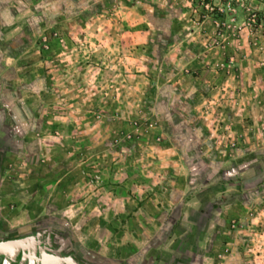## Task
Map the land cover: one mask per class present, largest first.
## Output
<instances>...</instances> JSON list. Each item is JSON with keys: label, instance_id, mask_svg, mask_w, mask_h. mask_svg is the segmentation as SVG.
<instances>
[{"label": "rangeland", "instance_id": "1", "mask_svg": "<svg viewBox=\"0 0 264 264\" xmlns=\"http://www.w3.org/2000/svg\"><path fill=\"white\" fill-rule=\"evenodd\" d=\"M0 226L264 264V0H0Z\"/></svg>", "mask_w": 264, "mask_h": 264}, {"label": "flooded vegetation", "instance_id": "2", "mask_svg": "<svg viewBox=\"0 0 264 264\" xmlns=\"http://www.w3.org/2000/svg\"><path fill=\"white\" fill-rule=\"evenodd\" d=\"M20 240L11 247L7 244ZM0 264H83L65 239L43 226L7 233L0 226Z\"/></svg>", "mask_w": 264, "mask_h": 264}, {"label": "water", "instance_id": "3", "mask_svg": "<svg viewBox=\"0 0 264 264\" xmlns=\"http://www.w3.org/2000/svg\"><path fill=\"white\" fill-rule=\"evenodd\" d=\"M20 240H16V241H12V242H9L7 244H1V245H8V246H11V247H15L19 244Z\"/></svg>", "mask_w": 264, "mask_h": 264}]
</instances>
